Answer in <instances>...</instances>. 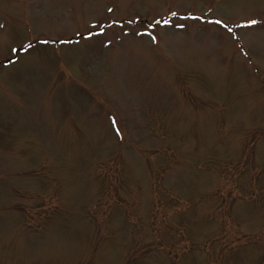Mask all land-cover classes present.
<instances>
[{"label":"rangeland","instance_id":"rangeland-1","mask_svg":"<svg viewBox=\"0 0 264 264\" xmlns=\"http://www.w3.org/2000/svg\"><path fill=\"white\" fill-rule=\"evenodd\" d=\"M0 264H264V0H0Z\"/></svg>","mask_w":264,"mask_h":264},{"label":"snow or ice","instance_id":"snow-or-ice-1","mask_svg":"<svg viewBox=\"0 0 264 264\" xmlns=\"http://www.w3.org/2000/svg\"><path fill=\"white\" fill-rule=\"evenodd\" d=\"M252 23H253V24H255V23H256V21H252Z\"/></svg>","mask_w":264,"mask_h":264}]
</instances>
